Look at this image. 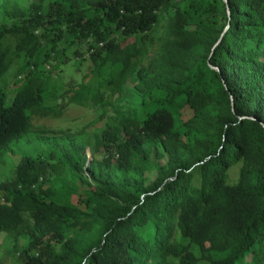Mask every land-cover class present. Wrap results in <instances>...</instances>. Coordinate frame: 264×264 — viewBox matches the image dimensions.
I'll return each instance as SVG.
<instances>
[{"label": "trees", "instance_id": "1", "mask_svg": "<svg viewBox=\"0 0 264 264\" xmlns=\"http://www.w3.org/2000/svg\"><path fill=\"white\" fill-rule=\"evenodd\" d=\"M33 1L0 25V83L14 61L26 82L0 92V154L61 114L75 81L51 66L89 62L103 111L76 155L24 157L0 182L22 264H264V0ZM155 150L170 159L146 183Z\"/></svg>", "mask_w": 264, "mask_h": 264}, {"label": "rangeland", "instance_id": "2", "mask_svg": "<svg viewBox=\"0 0 264 264\" xmlns=\"http://www.w3.org/2000/svg\"><path fill=\"white\" fill-rule=\"evenodd\" d=\"M33 0H0V25L2 22H11V15L17 6H26ZM34 2V1H33ZM10 41V37L5 39ZM15 53V47L11 50V55ZM22 61V59H20ZM88 63L83 65V61L77 59H70L67 64L63 65V69L58 70L55 66H51L47 74L52 73L54 77H58L65 81L73 79L75 82L72 87H69L68 96L58 101L61 106L57 109L60 115L56 117L47 118H33V126L35 127L22 138L15 140L0 154V182L11 180L20 161L27 156H44L48 157L53 148L58 152L67 153L70 150L72 155H76L78 148L86 146L87 137L96 136L101 133L102 124L98 119L103 111V107L98 99L100 91L98 90V83L101 77L96 74L84 80V71H87ZM21 65L19 61H14L10 67L7 75L2 83H0V92L5 95L7 104L14 102L17 93L25 85V81H18L19 76L22 75ZM79 69V70H78ZM58 70V71H57ZM48 87V86H47ZM66 86L59 85V89L54 90L50 94V89H47L46 98L49 102L56 100V94L64 92ZM90 89V91H88ZM55 93V94H54ZM65 93V92H64ZM78 95V97H76ZM59 96V95H57ZM76 97V101L70 102L72 98ZM65 100V102H64ZM57 102L53 101V105ZM69 130L72 136L66 139L57 137L56 131ZM80 132L79 135L77 133ZM86 157L91 163L94 159L90 147L85 149ZM100 159L103 158V153L99 154ZM170 159L169 155L161 151H153L152 157L148 160L149 164L153 166L150 172L143 174L146 176V183H151L157 178V168L164 165ZM134 177L141 176L139 172H133ZM85 176L90 177L89 172H85ZM56 175H50L51 181L55 180ZM3 194L0 192V203L4 202ZM0 235V262L5 264H22L19 260L20 253L24 240H21L17 245L15 241L6 235ZM9 239V240H8ZM8 240V241H7ZM9 253L10 255H7Z\"/></svg>", "mask_w": 264, "mask_h": 264}, {"label": "clouds", "instance_id": "3", "mask_svg": "<svg viewBox=\"0 0 264 264\" xmlns=\"http://www.w3.org/2000/svg\"><path fill=\"white\" fill-rule=\"evenodd\" d=\"M53 64H55V63H53ZM24 74H22V76H23ZM54 77V76H53ZM91 163L89 162V159H88V164H87V166H86V171L88 170V166L90 165ZM3 199H4V197H3ZM1 236V235H0ZM18 256H19V254H18Z\"/></svg>", "mask_w": 264, "mask_h": 264}, {"label": "water", "instance_id": "4", "mask_svg": "<svg viewBox=\"0 0 264 264\" xmlns=\"http://www.w3.org/2000/svg\"><path fill=\"white\" fill-rule=\"evenodd\" d=\"M227 4H228V0H224ZM228 8H229V6H228Z\"/></svg>", "mask_w": 264, "mask_h": 264}]
</instances>
